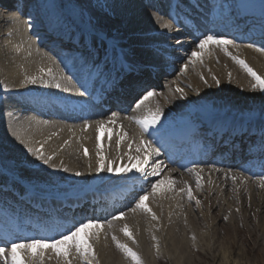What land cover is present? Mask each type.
Masks as SVG:
<instances>
[{
    "label": "bare ground",
    "instance_id": "1",
    "mask_svg": "<svg viewBox=\"0 0 264 264\" xmlns=\"http://www.w3.org/2000/svg\"><path fill=\"white\" fill-rule=\"evenodd\" d=\"M36 1H25L24 12L28 11L27 15L4 7L2 9L5 10H1L0 6L1 78L12 89L9 92L10 99L3 106L2 119L10 141L24 146L27 152L28 146L37 150L43 146L42 154L46 158L52 157L49 163L45 164L36 155L28 152V157L37 161V165H48L47 167L52 169L69 166L78 172L76 156L79 157V162H90L92 165L86 170L88 176L95 173L92 177L102 183L106 177H110L109 185L116 187L111 196L123 192L121 199H124L126 193L133 194L132 201L128 202L126 207L113 210V205H109L111 212L106 218L92 217V220L102 225L99 229L93 228L94 232L99 233V239L91 241L96 252V259L92 262L130 264L112 255L113 250H110L109 243L105 240V237L109 238L110 235L107 234L110 232L120 243L143 255L145 264H160L157 255L168 260L169 264H182L184 257L177 256L179 252L184 254L202 247L213 252L216 249L223 252L251 250L264 256V220L260 218L264 215V186H261V180L264 179V160L254 162L261 171L256 172L247 168H235L237 164L231 159L236 153L244 151L242 144H231L235 139H240L244 145L250 143L251 153V149H254L251 143L254 136L264 134V122L261 121L256 128L252 127L251 138L247 139L245 136L250 133L247 129L248 123H254L259 116L253 109L248 111L245 108L260 101L262 97L252 92L254 79L232 57L245 60L257 74L264 77V51L258 50L261 47L253 48L244 43L246 40L251 41L255 36L236 39L215 28L222 20L231 18L234 14L239 18L262 17L264 20V0H101V20L106 26L96 29L94 35L84 32V35L80 36L83 44H86L84 40L89 41L90 48L80 47L81 44L77 43L79 40L72 42L69 48L76 45L75 50L79 52L71 55L73 65L65 58L62 61L56 59V55L45 48L44 40L42 42L33 37L35 31L29 28V23L38 21ZM185 1L190 6L185 4ZM65 5H70L68 0ZM193 7L197 11L194 13L198 16L197 19L188 16H193ZM238 20L233 19L232 25L240 35L248 29V25L242 30ZM83 24L87 25L86 21ZM164 24L170 27L165 28ZM48 28V34L44 32L41 36L49 37L51 33L58 32L61 26L51 23ZM263 33L262 29L259 34ZM59 34L66 39L65 44L71 43L70 38L64 36L62 31ZM259 34L256 36H260ZM206 35L235 41V45H228L226 53L223 46L209 42L201 52L198 44ZM186 36L190 39H185ZM95 47L97 51L94 50ZM179 50L184 53L178 52ZM193 51L197 52V57L192 58L194 63H189ZM185 64H188L187 69ZM129 69L131 72H127ZM95 70L99 71V77L103 75L105 78L102 83V87L106 86L105 93L116 87L114 80L119 76L121 80L126 79V75L131 76L130 79L135 80L133 87L136 88L140 83L144 85L151 80L159 84L157 88L149 86L135 98L132 106L119 113L114 109L117 103L115 100L111 109L100 112L89 107V85L85 84V80L79 83L85 72L90 75ZM113 71L121 73L115 76ZM111 73L112 78L108 80ZM29 76H42L46 82L25 83L26 77ZM56 83L61 87L56 88ZM98 83L95 85L97 89L100 87ZM229 83L232 85L230 90ZM238 88L248 96L244 107L241 104L244 96L234 94ZM115 91L117 95H121ZM148 91L154 92L155 95L137 109L136 103ZM53 104L57 105L60 111L54 112L57 109ZM84 108L92 112L86 113ZM149 109H160L163 115L159 124L151 126L141 136V126L136 120L146 117ZM78 112L80 113L75 114ZM113 113H117L114 119ZM97 121L105 122L103 130L97 131ZM202 124L207 127L203 129ZM111 127L114 128L116 137H111ZM209 128L213 132H207ZM203 130H206L207 136L202 142L206 143L213 135L215 139L219 138L216 145L212 146L215 152L224 153L223 149H229V165L223 166L221 162L212 161L210 157L196 162H190L189 159L181 161V152L180 158H173L161 151V144L171 136L198 135L203 133ZM122 132L126 133L123 141L120 139ZM225 136L226 142L223 141ZM21 140L25 143L22 144ZM144 141H151L152 146L159 148L161 152L158 157L150 156L145 166L147 175L136 172L135 168L131 172L120 174L95 170L99 166L98 144L101 154L106 162H109L108 166L116 169L130 167L129 156L142 159L148 155L149 149ZM85 148L88 155L84 154ZM247 158L252 161L254 157L250 154ZM135 163L134 159L132 164ZM154 169L158 170L159 175H152ZM188 169H197L200 172L199 187L196 172H190ZM165 178H171L175 183L162 184L161 191L146 201L158 219L153 220L150 213L141 209L132 212L138 197L149 192L151 185L157 180ZM86 180L88 186L93 184V179L86 177ZM188 186L191 187L195 198L193 200L188 199L186 191H181ZM170 187L174 191L169 190ZM4 193L18 194L19 198L24 196L30 202H37L38 206H52L51 201H60L53 198L46 199L48 201L38 200L35 195L31 196V193L21 187L10 189L0 183V196ZM196 200L200 203L197 204ZM5 205L9 209L14 207L12 203ZM97 209L102 210L100 207ZM121 209L126 211L127 215L120 220L113 219L122 212ZM87 220L79 224L86 223ZM125 224L132 231L134 240L121 231ZM109 228L111 230H107ZM74 229L75 227L67 228L62 233L67 234ZM88 230L93 233L91 228ZM65 234L55 239H60ZM243 234L248 235L250 239L244 248L237 243V238L241 239ZM32 235L26 240H12L5 247L10 248L13 243L32 239L53 240L38 233ZM217 240L222 243L219 244ZM111 244L112 249L124 252L117 247L113 239ZM32 251L40 252L41 249ZM42 251L43 264H67L66 260L57 257L51 248ZM20 255L28 259L23 251ZM70 259L72 264H86L74 249ZM0 264H4V261L0 260ZM36 264H40L38 258Z\"/></svg>",
    "mask_w": 264,
    "mask_h": 264
},
{
    "label": "rangeland",
    "instance_id": "2",
    "mask_svg": "<svg viewBox=\"0 0 264 264\" xmlns=\"http://www.w3.org/2000/svg\"><path fill=\"white\" fill-rule=\"evenodd\" d=\"M65 1L66 0H50L49 2L48 0L36 1V13L39 15L37 17L38 21L34 22L35 24L29 23V28L35 31V35H33L34 38L40 37L39 32L46 31L44 24L49 26V24L55 23L58 26L63 27L66 31H73L74 33H81L84 29L90 31L91 28V30L95 32L96 29L100 27L102 28V26H106L101 20L103 19L101 16L102 13L99 9V2L101 0H68L70 3L69 6L65 5ZM185 3L187 5H190L187 1H185ZM25 13L27 14L29 12ZM188 16L193 19H197L196 17H192L190 15ZM233 17H235V15H233ZM30 20L32 21L31 18ZM84 21H86L87 25L83 24ZM89 22L91 23V27H89ZM251 35L252 32L250 30L243 32V38L249 37ZM244 43H247L248 46L253 45V48H264V43L262 42L256 43L253 40L247 42L246 40ZM178 52L184 53V51L182 50H179ZM1 75L2 74L0 66V177L3 178V180H10L12 184H17L25 191L32 193L38 192L61 194L65 196L69 195V197L73 198L83 197L87 194L106 193L104 188L110 186V177H106L105 182L102 183L92 177V175L95 173H92V175L90 174L88 176V171L86 172V170L89 169L90 162H88L87 164L85 162H79V157L75 156L76 163L79 166L78 172L82 173V175H76L77 172L73 171L69 166L64 167L68 169V171H64V168L52 169L51 167H47L48 165H37V161H32L28 157V152L26 151L24 146H21L16 142L9 140L8 135L5 131V125L1 113L3 112V106L5 102H7L11 97L9 95V92L12 91V89L10 88V85L1 78ZM157 84L158 83L155 82V85ZM231 87L232 85L229 83V90L231 89ZM252 92L261 96L262 99H260V101H257L256 103H251V106L245 109H247L248 111L250 109H253L254 112L257 113V115L259 114V116L257 117L258 119L254 122V125L257 126L261 121L264 122V92L259 88H256L255 90L253 89ZM234 94H241L244 96V99L241 102L244 107L248 102V96L244 95L245 92L241 91L238 88L234 91ZM245 109L243 108L242 111L244 112ZM109 131L111 133V137H116L114 128L111 127ZM67 143L65 142V144ZM110 145L113 144L110 143ZM111 151H113V149ZM99 176L100 175H97V177ZM86 177L93 179V184L88 186ZM260 218L264 220V215ZM92 222L98 223V221ZM91 230L94 233L95 229L91 228ZM107 230L111 229L109 228ZM87 231L90 233L89 230ZM107 235H110L112 239L111 232ZM110 236L109 238L105 237V240L108 241L110 250H113L111 251L112 255H115L117 258L124 259L127 263L136 264V262L131 257H129L121 250L116 248L112 249ZM237 239L238 245L242 246V248H244L247 241L250 240L249 236L246 234H243L241 239ZM218 243L221 244L222 241H218ZM178 255H182L184 257L182 264H264V256L259 255L258 253H254L251 250H248L247 252L245 250H228L227 252H223L220 251V249H216L213 252L206 249V247H202L197 250L193 249L187 251L184 254H181L179 252L177 256ZM139 256L141 257V259H143V255ZM157 258L160 264H169V261L165 258L159 255H157ZM91 264H94V262L91 261ZM143 264H145L144 261Z\"/></svg>",
    "mask_w": 264,
    "mask_h": 264
},
{
    "label": "snow or ice",
    "instance_id": "3",
    "mask_svg": "<svg viewBox=\"0 0 264 264\" xmlns=\"http://www.w3.org/2000/svg\"><path fill=\"white\" fill-rule=\"evenodd\" d=\"M165 28L170 27L168 24H164ZM209 42H214L217 45L223 46L224 51L228 53V45H235V41L232 40H224L219 39L214 35H206L203 39L199 41L198 48L201 50V52L204 50L205 45H207ZM249 47H253V45H249ZM259 51H264V48L258 49ZM230 54V53H229ZM197 57V52L193 51L191 53V57L189 58V63H194V60L192 58ZM236 62L241 65L245 71L254 79L255 83L252 85L253 89L259 88L261 91H264V77L257 74L256 71L253 70L243 59H239L238 57L233 56L232 57ZM185 69H187L188 64L184 65ZM43 71V69H41ZM49 71V75H50ZM231 75V74H229ZM45 83L42 76H29L26 77L25 83H31L36 84L37 82ZM207 81H205L206 83ZM219 83V81H217ZM56 88H60L61 85L59 83L55 84ZM178 91H182L178 89ZM84 93H81L83 95ZM155 95L154 92L148 91L142 99L139 100L138 103H136V108H141L146 101H148L151 97ZM163 115V112L160 109H157L156 111H152L151 109L148 110V115L142 119L136 120V123L141 126V136L144 132H147L148 129L156 124L160 123L161 117ZM117 116V113L112 114V119H114ZM104 121H97V124L99 125V128L97 131L103 130L104 127ZM90 127V125H86ZM126 133L120 134V139L123 141L124 136ZM97 140H99V137H97ZM22 144L25 143V141H20ZM67 143V142H66ZM147 148L149 149V154L146 155L144 158L139 157H132L129 156V165L130 167L124 168H116L113 169L112 167L108 166L109 162H106L105 157L101 154L99 150V144L97 145V156L99 157V166L95 169L97 172L107 170L108 172H115L116 174L125 173V172H131L133 168H135V171L138 173H141L142 175H147L145 166L149 162L150 156H160L161 152L160 149L157 147H153L151 141H144L143 142ZM42 148L37 150L34 149L31 146L27 147L28 152L32 153L33 155H36L39 159L43 160L45 164H48L49 161L52 159V157H45L42 154ZM84 154L88 155V150L84 149ZM135 159L136 163L132 164V161ZM111 163H115V161H111ZM92 165L89 164V168H91ZM64 171H68L67 168H64ZM190 172H196L197 176V186H200V172L197 169H188ZM76 175H82V173L77 172ZM152 175H159L158 170H153ZM235 179V177H233ZM168 183L169 185H172L175 183L174 180H171V178H165L163 180H157L155 183L151 185V190L149 192L144 193L143 195H140L138 197V201L135 203V207L131 209L132 212H136L137 209H141L147 213L151 214V217L153 220L158 219L155 212L152 211V209L149 207V205L146 203V201L149 199L150 196H155L161 191V185ZM261 186H264V179L261 180ZM169 190H173L171 187ZM181 191H186L187 196L189 200L195 199L191 190V187L188 186L186 189H182ZM196 203L199 204L200 201L196 200ZM127 213L120 212L119 215L114 216L113 219L120 220L123 219ZM227 219V217H225ZM111 226V225H109ZM102 225L99 223H93L92 221H88L86 223H81L79 226L75 227L74 230L68 232L67 234L63 235L60 239H54L51 241L42 240V239H32L26 242L21 243H13L10 248L0 247V260L4 261V264H36L37 258L40 261V264H43V249L45 248H51L57 257H63L67 264H72V260L70 259V256L72 255V250H75V253L82 257L86 264H91L92 260L96 259V252L93 247L92 240H98L99 239V233H89L87 230L90 228H101ZM121 231L124 232L126 236L134 240L132 231L129 229L128 225L125 224L124 227L121 229ZM112 239L116 241V245L118 248L122 249L129 257H131L136 264H143V261L141 257L133 251L128 245L120 243L119 240H117L116 236L113 235ZM195 239V237H193ZM40 248V252H33V249ZM23 251L25 254V257H28V259L22 257L20 255V252ZM91 257V260L89 259Z\"/></svg>",
    "mask_w": 264,
    "mask_h": 264
}]
</instances>
